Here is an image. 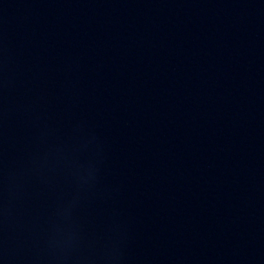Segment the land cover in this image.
Here are the masks:
<instances>
[{"label":"water","instance_id":"1","mask_svg":"<svg viewBox=\"0 0 264 264\" xmlns=\"http://www.w3.org/2000/svg\"><path fill=\"white\" fill-rule=\"evenodd\" d=\"M0 264H264V0H0Z\"/></svg>","mask_w":264,"mask_h":264}]
</instances>
